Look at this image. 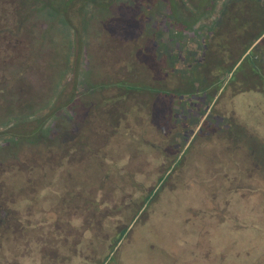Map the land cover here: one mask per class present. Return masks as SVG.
<instances>
[{
  "label": "rangeland",
  "instance_id": "374dc122",
  "mask_svg": "<svg viewBox=\"0 0 264 264\" xmlns=\"http://www.w3.org/2000/svg\"><path fill=\"white\" fill-rule=\"evenodd\" d=\"M166 2L0 0V134L55 114L44 143L0 136V264H100L125 227L104 264H264V187L250 178L264 175V84L245 64L208 114L175 94L184 79L166 53L176 69L184 49L209 61L208 79L243 30L202 27L223 0L208 16ZM188 13L201 20L185 32ZM226 149L250 162L240 179Z\"/></svg>",
  "mask_w": 264,
  "mask_h": 264
},
{
  "label": "trees",
  "instance_id": "16d2710c",
  "mask_svg": "<svg viewBox=\"0 0 264 264\" xmlns=\"http://www.w3.org/2000/svg\"><path fill=\"white\" fill-rule=\"evenodd\" d=\"M161 1V0H160ZM167 5L170 4L171 0H166ZM243 0H223L220 9L218 10V16L212 21V23L209 26L203 25L202 27L207 29L208 32L211 33H215L216 31H218V29H220V27H225V31H229V32H237L240 29L243 30L242 31V39H238L240 40V42L238 43V45H240V50L238 54H242L243 51H245L247 49V46L250 44V42L252 40H254L255 37H257L263 30H264V1L263 0H255L254 2H250V4H247L246 2H240ZM190 3H192L193 8H198L199 10H201V12H203L204 14H206L207 16L211 14V11L213 10V7L215 5L216 0H200V1H195V0H189ZM60 5V4H59ZM57 6L56 9H54L52 7V5L46 6L45 4H43L41 7L45 8L47 10H49V13H54L57 15H64V10H62L61 5ZM46 6V7H45ZM174 9V8H173ZM243 15L238 16L236 13L239 12ZM244 13V14H243ZM195 15V13H194ZM188 22H186L185 20H182L181 18H179L177 20L176 23H178L179 25H182V28H184L185 32H189L191 31V26L194 25L196 22H199L201 20V18L199 17H193L192 14L190 15V13H188ZM236 25L233 27L232 25L235 24ZM227 24V26H225ZM193 31V30H192ZM197 32H201V28L199 30H197ZM233 32V33H234ZM209 36V35H208ZM209 43V41H206V47L207 44ZM181 46V44H180ZM204 46V45H203ZM202 46V48H203ZM177 49V48H176ZM209 49V48H207ZM206 50V48H205ZM165 53V52H164ZM193 52H190L189 50H185L182 53V57H183V62L181 63V67L179 65V67L176 69V64H177V60H175L174 54H169L166 53L165 55V59L169 60L171 65L170 68L172 69V72L177 74L180 78L184 79V85L182 86L181 90H176L173 89L172 91L175 94H186L187 99L192 102V104L196 103V100L198 99V96L200 94L204 95V101L205 103H209L213 98H214V91H217L219 89H223L225 86L231 85V83L233 81H235L236 77H234L235 73H243L244 72V65L248 64V59H247V55L243 56L242 59V65L238 66L237 69H233L236 62H237V57L235 58L236 60H234L231 64H215V70L213 71V76L210 78H205L204 77V73H206V71L208 69H210V66L208 65L210 62L207 61V63H203L202 61H198V60H194L193 57ZM173 62V63H172ZM169 63V62H168ZM176 63V64H174ZM173 64V65H172ZM255 75H257V77L259 78V81H264V71L262 68H260V70L258 68H255L254 70ZM262 84V83H261ZM250 88V87H249ZM240 90V88H239ZM242 91V90H240ZM208 110V107H207ZM206 110V111H207ZM55 114L52 115H47L45 114L44 116L40 117L37 119L36 124H34L30 129H28L29 132L25 133L22 132L21 135L19 133H12V132H3V134H0V136H4L5 135H12L14 137V139L12 140L13 144L19 140V139H23L27 142L30 143H36L37 142H41L44 143L46 142L45 139H43L44 137V124H45V118L46 117H53ZM51 120V119H50ZM225 121V122H224ZM227 125L228 123V119H223L221 122V125ZM42 129V131H41ZM40 135V136H36ZM253 136V135H252ZM20 137V138H19ZM39 138V140H38ZM41 138V139H40ZM244 138V137H243ZM255 138V137H254ZM257 140V138H255ZM244 140V139H243ZM228 141V139H227ZM46 144V143H45ZM227 145V143H226ZM264 146V145H263ZM228 149V146H227ZM226 149V156L230 157L233 159L234 164H236V169H235V173L231 170V171H227L226 175L228 176V178L232 177L233 179L237 180L241 178L240 172L241 173H248L249 170H251V166H250V162H245L243 164H239V162L241 161V159L243 157L239 156V154H237L236 152H232L231 150H227ZM185 151V150H184ZM183 151V152H184ZM231 151V152H229ZM236 151V149H235ZM180 156H177V158L175 159V164L180 160ZM237 160V161H235ZM178 164V163H177ZM176 164V165H177ZM248 166V168H247ZM172 168V166H170L165 172L164 175H161L157 178L156 184L149 190V192L143 197L142 199V208L140 209L141 211L143 209H145V207L148 206L149 201L153 198V196L155 195V193L158 191L160 184L162 183V181L164 180V178L166 177L168 170ZM244 168L246 170H244ZM257 169V168H256ZM243 170L245 172H243ZM248 170V171H247ZM256 171V173H255ZM254 172H252L250 175L251 181H259L261 184H263L264 187V175L261 173H258V169L255 170ZM251 172V171H250ZM258 173L257 176H253L255 174ZM226 181V180H225ZM261 191V190H260ZM227 197V196H225ZM225 201H228L229 199L226 198L224 199ZM140 210L138 211V213L132 217L131 222L135 219V217L139 214ZM130 222V223H131ZM130 223L128 225H130ZM127 230V227L119 230L116 234H115V241L116 242L114 245H112L109 248V251L107 252V254L104 256V259L102 261V263L100 264H104L106 262L112 261L113 260V252L115 249V246L117 244V242L123 238L125 231Z\"/></svg>",
  "mask_w": 264,
  "mask_h": 264
},
{
  "label": "flooded vegetation",
  "instance_id": "af4514ba",
  "mask_svg": "<svg viewBox=\"0 0 264 264\" xmlns=\"http://www.w3.org/2000/svg\"><path fill=\"white\" fill-rule=\"evenodd\" d=\"M246 0H243V1H240V2H244ZM264 1V0H263ZM264 31V30H263ZM262 31V32H263ZM261 32V33H262ZM260 33V34H261ZM260 34L254 38V40H252L250 42V44L247 46V49L245 51H243V53L241 54H238V57L236 58L237 59V62L234 66L233 69H237L238 66H241L242 65V59H243V56L247 55V59H248V65L252 71L255 70V68H258L260 70V68H263L264 69V46L261 45L260 41L262 39H264V35L260 37ZM243 66V65H242ZM234 77H236V73L234 74ZM234 82V81H233ZM262 84H264V81H261ZM229 86V85H228ZM228 86H225L223 89H219L217 91H214V98L208 103L207 102V105H206V110H207V107H208V110L205 112V114H208L210 111H212V105L216 102L217 100V97L218 95L223 91L225 90ZM263 86V85H262ZM233 94H231L232 96ZM198 99H202V102L205 103L204 101V95L203 94H200L198 96ZM227 117L228 115H217L216 118H218V122H219V127H216V129L220 130V129H223V128H226L227 126H229V124H227L226 126L223 124L221 125V122L222 120L224 119V117ZM225 117V119H226ZM193 134L190 135V137H192ZM189 143V139L186 141V143L184 144V147H183V151L185 150V147L188 145Z\"/></svg>",
  "mask_w": 264,
  "mask_h": 264
},
{
  "label": "water",
  "instance_id": "95a60500",
  "mask_svg": "<svg viewBox=\"0 0 264 264\" xmlns=\"http://www.w3.org/2000/svg\"><path fill=\"white\" fill-rule=\"evenodd\" d=\"M263 35H264V34H263ZM263 35H261V36H263ZM261 36H260V37H261Z\"/></svg>",
  "mask_w": 264,
  "mask_h": 264
}]
</instances>
